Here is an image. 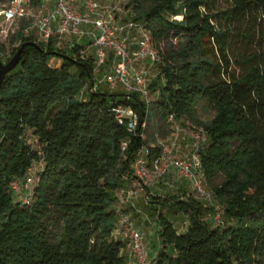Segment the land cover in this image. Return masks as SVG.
I'll return each mask as SVG.
<instances>
[{
	"label": "trees",
	"instance_id": "1",
	"mask_svg": "<svg viewBox=\"0 0 264 264\" xmlns=\"http://www.w3.org/2000/svg\"><path fill=\"white\" fill-rule=\"evenodd\" d=\"M126 1L161 58L148 102L93 89L95 58L82 45L67 52L57 38L27 35L33 14L18 21L11 56L25 44L23 55L0 86V264H126L114 236L118 192L135 180L138 150L147 146L154 161L164 148L158 139L178 121L207 135L202 172L225 219L212 228L195 198H151L190 221L179 233L158 214L157 264H264V0ZM119 103L146 120L145 137L119 122ZM201 109L213 117L203 120ZM40 161L23 200L11 182Z\"/></svg>",
	"mask_w": 264,
	"mask_h": 264
},
{
	"label": "built area",
	"instance_id": "2",
	"mask_svg": "<svg viewBox=\"0 0 264 264\" xmlns=\"http://www.w3.org/2000/svg\"><path fill=\"white\" fill-rule=\"evenodd\" d=\"M30 1L0 0V29H2L3 22H18L20 18L33 14V22L25 30L27 35H33L35 32L40 36L41 41L45 42L51 38H57L60 48L62 38L71 37L75 40L74 44L79 45H83L88 40L95 51V75L107 65L109 59L111 60L110 68L105 69L103 78L97 80L98 84H119L128 93V97L130 93H136L141 100L149 101L152 94L150 71L140 69L139 66L143 63L151 66L159 64L161 58L153 44L150 31L142 22L131 20L126 25H121L115 21L113 16L107 14L109 11L107 7L101 6L94 0H39L41 4L38 10L30 4ZM133 31L138 32L139 36L132 38ZM1 44L2 42H0V59L3 57L9 59L11 50L4 51ZM98 84L95 82L93 89L96 90ZM112 110L119 122L126 125L135 135L145 137L146 120L140 121L135 109L119 103L115 104ZM169 120L174 122V116L171 115ZM189 130L195 146V151L189 159L162 154L151 162L149 148L143 146L136 153L132 164L135 180L143 188L149 181L162 177L168 170H175L191 183L199 196L213 203L218 225L223 224L224 208L215 200L213 192L208 189L202 172L200 150L203 148L202 143L207 140V135L201 128ZM128 142V140L123 142L124 149L128 146ZM162 160L164 161L163 166H161ZM42 166L41 161L35 162L23 180L14 179L11 182L14 191L15 182L19 184L24 182L21 185V191H15L19 198L29 199L27 192L30 191L35 174ZM135 192L130 188H124L118 192L119 202L116 210L119 223L116 232L122 238H128L133 244L137 262L147 264L150 246L145 241V232L135 226L123 206Z\"/></svg>",
	"mask_w": 264,
	"mask_h": 264
},
{
	"label": "rangeland",
	"instance_id": "3",
	"mask_svg": "<svg viewBox=\"0 0 264 264\" xmlns=\"http://www.w3.org/2000/svg\"><path fill=\"white\" fill-rule=\"evenodd\" d=\"M101 6L107 7L109 9V15L115 18V21L121 25H126L129 21L134 20V16L136 11L133 8V5L126 0H94ZM2 29H0V42L6 45L8 50H13L19 42H12V37L15 30L19 27V22H3ZM143 24V23H142ZM144 25V24H143ZM36 40L40 41L41 38L39 35H32ZM131 36L138 37L139 34L136 31L131 33ZM61 48L65 49L69 52L70 48L73 47L75 40L73 38H62L60 40ZM83 49L81 53L85 57H94L95 51L92 44L86 40L82 45ZM12 48V49H11ZM53 58V57H52ZM51 58V59H52ZM50 59V60H51ZM3 62H7V57H3L1 59ZM53 61H55L53 59ZM56 62L52 64L55 65ZM111 66V60L107 61V65L102 68L100 72L95 75V82L98 84V79H102L105 69H109ZM140 69H146L150 71V81H154L159 72L161 71V66L159 64L156 65H148L146 63L141 64ZM90 81H88V84ZM99 90H103L109 93H123L125 92L124 88L121 85H110L108 83H99ZM159 95V91L153 94V99H156ZM213 112L206 113L201 109L202 119L207 121L213 117ZM174 133L171 136L159 138L157 143L162 142L164 144L162 154H166V156L174 155L179 156L183 159H189L192 153L195 151V146L193 144V139L191 137V132L189 128L184 127L183 122L178 121L173 125ZM153 132V130H150ZM157 136L160 137V132H155ZM150 137H153V134L150 133ZM153 144L149 142V146ZM204 145V142L202 143ZM160 156V155H159ZM162 164V165H161ZM160 165H164V161ZM24 184V182L22 183ZM19 182H15V191H21V185ZM126 188H130L135 190V194L133 197H130L124 204L125 212L131 217L133 223L137 228L145 232V241L150 246V252L148 257L147 264H157V256L160 248L163 246L162 240L158 236L159 230V222H158V214L163 213L175 226L176 230L179 233H184L187 231L188 226L190 224L189 218L186 214L178 210L176 207H161L158 204L152 203L151 198L156 196H162L161 198L170 197V196H179L181 199L195 198L200 201L204 205V213L203 218L208 222V224L215 228L218 226V221L216 219L217 214L215 213V207L213 203H211L208 199L199 196L194 188L191 186V183L183 176H181L175 170H168L164 175L158 179H154L149 181L148 184L143 186V188L139 185L138 181L134 180L131 184L127 185ZM142 188V189H141ZM24 197V196H23ZM151 206V207H149ZM115 237H121L119 233L114 232ZM125 246L123 248L122 253L126 257V264H139L137 259L135 258V253L133 252V244L130 242L128 238H122ZM170 254H175L173 248L169 249Z\"/></svg>",
	"mask_w": 264,
	"mask_h": 264
},
{
	"label": "water",
	"instance_id": "4",
	"mask_svg": "<svg viewBox=\"0 0 264 264\" xmlns=\"http://www.w3.org/2000/svg\"><path fill=\"white\" fill-rule=\"evenodd\" d=\"M28 44L36 45L37 43L36 42H28ZM24 46H25V44L23 46H21L17 50V52L7 62H3L0 59V86L4 82L7 74L10 71H12L20 62L22 55H23Z\"/></svg>",
	"mask_w": 264,
	"mask_h": 264
},
{
	"label": "crops",
	"instance_id": "5",
	"mask_svg": "<svg viewBox=\"0 0 264 264\" xmlns=\"http://www.w3.org/2000/svg\"><path fill=\"white\" fill-rule=\"evenodd\" d=\"M53 59H54L55 61H53ZM53 62H56L55 65L52 64ZM62 64H63V59H62V58L53 57V58L50 60V65H52V66H54V67H61ZM149 207H151V206H149ZM170 248H172V246H169V247H168V251H169Z\"/></svg>",
	"mask_w": 264,
	"mask_h": 264
}]
</instances>
